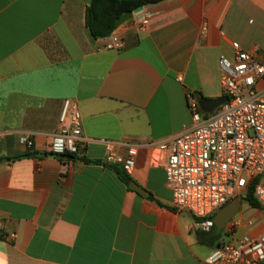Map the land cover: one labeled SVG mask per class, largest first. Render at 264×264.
<instances>
[{"label": "crops", "instance_id": "1", "mask_svg": "<svg viewBox=\"0 0 264 264\" xmlns=\"http://www.w3.org/2000/svg\"><path fill=\"white\" fill-rule=\"evenodd\" d=\"M90 1L0 0V264H207L218 244L264 234V210L245 202L235 232L221 229L225 241L200 231L172 207L152 161L153 144L191 126L190 95L224 97L220 54L230 57L233 42L264 54V0L143 6V29L133 20L114 28L119 50L91 36ZM65 98L77 102L86 138L137 145L130 174L102 164L94 140L83 159L44 152Z\"/></svg>", "mask_w": 264, "mask_h": 264}, {"label": "built area", "instance_id": "2", "mask_svg": "<svg viewBox=\"0 0 264 264\" xmlns=\"http://www.w3.org/2000/svg\"><path fill=\"white\" fill-rule=\"evenodd\" d=\"M148 19L149 14L141 9L130 20L143 29ZM122 44L121 35L113 29L104 47L119 50ZM232 49L230 57L219 55L221 89L226 100L202 115L197 99L190 95L191 126L153 144L152 161L162 164L172 207L191 213L202 232L213 228L212 218L223 205L235 196L241 198L250 188L264 210V54L256 49L243 51L236 42ZM93 140L104 146L102 164L131 173L137 145L86 138L77 102L72 98L63 99L57 130L49 134L43 150L83 159ZM18 142L28 151L35 149L30 134H20ZM241 223L234 216L225 225L233 234ZM246 224L251 226L252 221ZM206 263L264 264V234L256 238L243 234L220 243Z\"/></svg>", "mask_w": 264, "mask_h": 264}, {"label": "trees", "instance_id": "3", "mask_svg": "<svg viewBox=\"0 0 264 264\" xmlns=\"http://www.w3.org/2000/svg\"><path fill=\"white\" fill-rule=\"evenodd\" d=\"M160 1L162 0H91L85 9V24L91 36L94 38L106 37L115 28V19L124 12L131 11L140 5L146 6ZM68 156L74 157L71 154ZM122 179L127 180L126 177ZM240 199L241 202H245L253 208L261 209L258 202L252 195V188H250ZM212 229L217 232L220 231V229H216L215 226H213ZM211 239L215 240L217 239V236L212 237Z\"/></svg>", "mask_w": 264, "mask_h": 264}, {"label": "water", "instance_id": "4", "mask_svg": "<svg viewBox=\"0 0 264 264\" xmlns=\"http://www.w3.org/2000/svg\"><path fill=\"white\" fill-rule=\"evenodd\" d=\"M143 8V6H137L131 11H126L119 17L115 19V27L119 26L120 24L130 20L135 13L140 11ZM226 100V97H220L216 99H202L199 102V105L203 112L209 113L212 112L216 107H218L221 103H223ZM60 158H69L66 154H61L59 156ZM129 187L141 194H144L146 191L137 185L134 181L129 182ZM147 194V192H146ZM240 203L241 199L239 196L233 197L229 202H227L225 205H223L213 216V224L216 229H223L224 225L234 216H236L239 213L240 209Z\"/></svg>", "mask_w": 264, "mask_h": 264}, {"label": "rangeland", "instance_id": "5", "mask_svg": "<svg viewBox=\"0 0 264 264\" xmlns=\"http://www.w3.org/2000/svg\"><path fill=\"white\" fill-rule=\"evenodd\" d=\"M219 236L221 237L222 240H226L227 239V236L222 232V230L220 229L219 231Z\"/></svg>", "mask_w": 264, "mask_h": 264}]
</instances>
